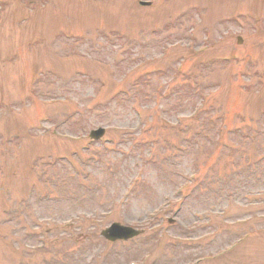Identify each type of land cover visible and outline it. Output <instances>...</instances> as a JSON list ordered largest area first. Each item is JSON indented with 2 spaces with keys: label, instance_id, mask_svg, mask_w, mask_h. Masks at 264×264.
Here are the masks:
<instances>
[{
  "label": "rangeland",
  "instance_id": "obj_1",
  "mask_svg": "<svg viewBox=\"0 0 264 264\" xmlns=\"http://www.w3.org/2000/svg\"><path fill=\"white\" fill-rule=\"evenodd\" d=\"M36 1L0 0V264H184L231 243L234 252L207 264H264V202L250 196L264 198L254 181H264V161L254 162L264 151V0H41L31 14ZM63 28L74 39H62ZM231 54L240 60L228 62ZM209 58L216 63L201 67ZM150 67L165 73L145 77ZM200 103L183 141L165 121ZM105 127L121 146L87 150L80 138ZM220 127L231 150L213 144ZM69 150L72 166L58 161ZM195 162L190 196L174 205ZM112 221L144 232L106 246L98 231Z\"/></svg>",
  "mask_w": 264,
  "mask_h": 264
}]
</instances>
